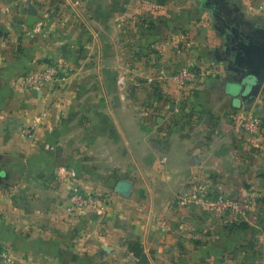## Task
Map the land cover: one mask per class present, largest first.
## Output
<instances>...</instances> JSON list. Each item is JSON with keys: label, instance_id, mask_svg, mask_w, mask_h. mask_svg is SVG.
Returning <instances> with one entry per match:
<instances>
[{"label": "crops", "instance_id": "obj_1", "mask_svg": "<svg viewBox=\"0 0 264 264\" xmlns=\"http://www.w3.org/2000/svg\"><path fill=\"white\" fill-rule=\"evenodd\" d=\"M204 1L223 46L197 0H0V240L24 264H143L134 242L146 264H264V127L239 124L264 120V83L239 85L217 16L264 34V0ZM51 61L61 80L20 87ZM189 64L202 70L183 89L173 71L149 73ZM197 182L243 211L177 203ZM76 188L105 203L72 214Z\"/></svg>", "mask_w": 264, "mask_h": 264}, {"label": "built area", "instance_id": "obj_2", "mask_svg": "<svg viewBox=\"0 0 264 264\" xmlns=\"http://www.w3.org/2000/svg\"><path fill=\"white\" fill-rule=\"evenodd\" d=\"M64 68L61 63L51 61L44 66L23 74L18 84L22 89H39L46 83L55 84L63 78ZM198 71L191 67H184L177 72V84L183 89L196 81ZM239 124L252 134L261 133L264 120L260 115L245 113L239 119ZM30 134V130H27ZM176 202L180 204L196 203L207 208L216 215H236L243 211V201L225 192H215L206 182H197L188 192L179 194ZM104 199L99 196H85L80 189H74L69 206L72 214L91 212L99 209L104 204ZM24 259L16 255L0 240V264H24Z\"/></svg>", "mask_w": 264, "mask_h": 264}, {"label": "water", "instance_id": "obj_3", "mask_svg": "<svg viewBox=\"0 0 264 264\" xmlns=\"http://www.w3.org/2000/svg\"><path fill=\"white\" fill-rule=\"evenodd\" d=\"M38 21L37 11L30 10V16L26 22L28 26H34ZM238 26V25H237ZM226 27L231 38L227 48L229 58L232 60L234 70H243L244 78L239 85L250 93H258L264 83V34L246 33L239 30V26ZM132 189V182L121 180L116 186V191L128 195Z\"/></svg>", "mask_w": 264, "mask_h": 264}, {"label": "rangeland", "instance_id": "obj_4", "mask_svg": "<svg viewBox=\"0 0 264 264\" xmlns=\"http://www.w3.org/2000/svg\"><path fill=\"white\" fill-rule=\"evenodd\" d=\"M207 7H208V4H206L204 0H197V10H198V12H201L202 13L204 10H207L208 9ZM207 11L209 12V14L207 15V16H209V24H206V26L209 27V30H210V32L213 35L212 36L213 37V40H215L216 43L219 44V46L220 45L223 46L224 45V38L219 35V33L217 32L216 29H214V19L212 17L211 10L208 9ZM198 21H201V20H198ZM203 28H204V25H202L201 28H198V35L200 34V36H202V34L206 31V29L205 28L203 29ZM186 67H191L192 69L198 70V71H201L202 70L199 66L192 65V64H189ZM182 68H183V66H181L179 68H174L173 69V67L166 68L165 66L164 67H159V66H156L155 65V66L150 67V69H149L150 72L149 73L150 74L158 75L160 73L161 69H163L164 71H167V72L169 70V73H171L172 71H173V73H177ZM206 69H207L206 67L203 68V70H206ZM216 71L218 72L219 69L216 68L214 70H211V74L215 73ZM230 85H232V84H230ZM171 100L172 99H170V101Z\"/></svg>", "mask_w": 264, "mask_h": 264}, {"label": "trees", "instance_id": "obj_5", "mask_svg": "<svg viewBox=\"0 0 264 264\" xmlns=\"http://www.w3.org/2000/svg\"><path fill=\"white\" fill-rule=\"evenodd\" d=\"M130 250L139 258V261L143 264L148 262V258L144 249L140 243L134 242L129 246Z\"/></svg>", "mask_w": 264, "mask_h": 264}, {"label": "flooded vegetation", "instance_id": "obj_6", "mask_svg": "<svg viewBox=\"0 0 264 264\" xmlns=\"http://www.w3.org/2000/svg\"><path fill=\"white\" fill-rule=\"evenodd\" d=\"M218 8H219V6H217ZM217 8V16H218V23L221 25V26H228V22H227V20H226V16H225V13L221 10H219Z\"/></svg>", "mask_w": 264, "mask_h": 264}]
</instances>
